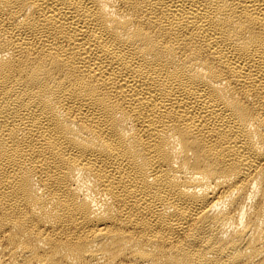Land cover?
Instances as JSON below:
<instances>
[{"label": "bare ground", "instance_id": "obj_1", "mask_svg": "<svg viewBox=\"0 0 264 264\" xmlns=\"http://www.w3.org/2000/svg\"><path fill=\"white\" fill-rule=\"evenodd\" d=\"M0 264H264V0H0Z\"/></svg>", "mask_w": 264, "mask_h": 264}]
</instances>
